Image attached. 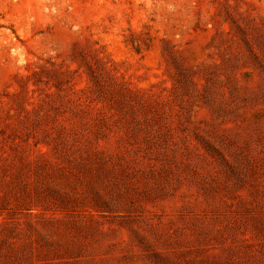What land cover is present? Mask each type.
Instances as JSON below:
<instances>
[{
    "label": "rangeland",
    "instance_id": "1",
    "mask_svg": "<svg viewBox=\"0 0 264 264\" xmlns=\"http://www.w3.org/2000/svg\"><path fill=\"white\" fill-rule=\"evenodd\" d=\"M0 264H264V0H0Z\"/></svg>",
    "mask_w": 264,
    "mask_h": 264
}]
</instances>
